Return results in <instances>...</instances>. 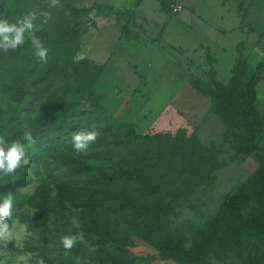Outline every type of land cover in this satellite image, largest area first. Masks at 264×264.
<instances>
[{
    "label": "rangeland",
    "instance_id": "rangeland-1",
    "mask_svg": "<svg viewBox=\"0 0 264 264\" xmlns=\"http://www.w3.org/2000/svg\"><path fill=\"white\" fill-rule=\"evenodd\" d=\"M104 1L74 0L77 7H91ZM135 1L109 2L115 8L136 12L144 28L137 40L124 38L119 23L95 10L88 17L79 18L85 21L83 28L87 32L80 37V50L75 59L88 58L104 65L93 85L94 94L101 98L100 106L94 109L85 104V113L80 117L82 124L89 122L97 133L116 123L128 124L141 134L174 135L178 129H184L186 136L194 135L204 146L214 142L221 147L223 157L233 156L229 140L222 139L225 126L212 111L210 96L197 92L189 79L197 76L210 83L208 70L213 67L217 80L233 89L229 79L237 55L236 46L241 41L245 42L243 55L247 61L244 80L256 72L259 62L264 63V0H172L180 6L172 13L162 11L158 0H141L138 5ZM51 5L48 11L51 18L46 24L42 23L43 15L33 9L31 0H0V14L15 22L28 13H35L39 29L56 31L63 24V18L57 13V6ZM91 21H95L96 27ZM28 40L26 34L25 43L9 51L21 55L16 67L19 72L30 69L27 54L33 51ZM59 45L52 42L48 47ZM45 68L46 63H41L39 69ZM261 74L263 78L255 88V106L263 130L250 129L241 120L234 129L245 137L252 136L257 149L248 156L236 155L228 165L214 171L215 179L210 187L192 188L174 210L169 230L184 243L183 260L163 256L144 243L135 234L134 225L126 224L119 215L104 217L107 224L100 228L112 229L105 234L108 240L125 238L133 242L127 253L142 259L131 264H264V237L213 241L207 230L208 220L217 213L223 200L260 169L264 152V67ZM235 93L236 100L225 113L229 118L238 119L241 102ZM31 100L32 96L22 98L10 90L0 65V136L12 142L21 140L25 130H31L36 142L29 154L38 160L0 180V197L9 193L13 196L10 226L15 219L27 225L31 233L19 245L14 241L0 242V260L5 264H79L85 255L94 254L97 247L93 245L96 227L91 221L95 217L77 199L82 198V192L86 193L85 183L91 176L88 167L108 168L112 164L85 158L88 149L74 153L71 138L69 145L56 152L41 153L39 150L44 148L39 128L42 115L27 108ZM78 131L77 128L71 133ZM158 153L164 167L170 165L172 144L160 143ZM251 209H244V215ZM77 232L83 234V241L70 250L64 249L60 237ZM91 264L112 263L100 256Z\"/></svg>",
    "mask_w": 264,
    "mask_h": 264
},
{
    "label": "trees",
    "instance_id": "trees-1",
    "mask_svg": "<svg viewBox=\"0 0 264 264\" xmlns=\"http://www.w3.org/2000/svg\"><path fill=\"white\" fill-rule=\"evenodd\" d=\"M31 1L33 9L39 15L48 12L52 4V1L46 0ZM158 1L162 11L173 12L174 1ZM140 2L141 0H136L135 5ZM92 10L112 17L121 25L126 39L137 40L144 30L134 10L115 8L107 3L77 7L74 0H58L56 11L60 19L63 18V24L56 31L41 28L35 32L45 47L52 42L60 44L58 47H48V60L44 70L39 69L44 62H37L33 53L27 54L26 63L30 69L20 72L16 70L20 53L0 54L3 79L7 86L19 97L32 96L27 108L42 115L39 128L44 148L39 150L41 153L56 152L60 147L69 145L71 131L77 128L84 132L93 131L89 122L85 126L82 124L80 117L85 113V104H90L94 109L100 106L101 98L94 94L93 85L104 65L88 58L75 59L80 50V37L87 32L83 28L85 21L79 18L88 17ZM90 24L96 27L95 21ZM244 48V41L236 46L237 55L229 79L233 89L217 80L213 67L208 70L210 83L197 76L189 79L197 92L210 96L212 111L225 126L222 139L229 140L233 156L223 157L221 147L214 142L204 146L194 135L186 136L184 129H178L174 135L136 133L132 126L120 123L101 129L97 140L90 145L84 157L110 163L112 166L88 167L91 176L85 183L86 193L82 192V198L77 199L82 201L81 207L95 217L91 221L96 227L93 245L97 247L94 254L85 255L86 258L79 264H91L100 256H105L112 264H131L142 259L130 257L127 253L132 241L106 238V232L112 229L102 231L100 227L106 223L104 217L111 215H119L126 224L134 225L138 238L163 256L183 260L184 243L173 237L169 230L178 202L185 199L194 187H210L215 179L213 172L228 165L236 155L248 156L257 149L258 144L253 142L252 136L245 137L234 131L239 120L244 121L250 129L260 132L263 130L261 116L255 106V88L263 78L261 70L264 63L259 62L256 72L245 81L247 61L243 55ZM33 72L37 73L33 75ZM235 91L241 102L238 119L229 118L225 113L236 100ZM160 143L173 146L172 161L167 167H164L158 153ZM73 152L76 153L75 150ZM29 156L31 162L38 161L35 155ZM248 207L252 209L245 216L243 210ZM100 215L103 216L102 219ZM66 227L68 228V223ZM207 230L208 237L213 241H228L231 238L238 240L248 236L264 237V152L258 172L243 181L234 193L223 200L217 213L208 220ZM113 233L114 230L111 231Z\"/></svg>",
    "mask_w": 264,
    "mask_h": 264
},
{
    "label": "clouds",
    "instance_id": "clouds-1",
    "mask_svg": "<svg viewBox=\"0 0 264 264\" xmlns=\"http://www.w3.org/2000/svg\"><path fill=\"white\" fill-rule=\"evenodd\" d=\"M56 6H58V0H52L51 7ZM42 15V23H48L51 13L45 12ZM36 20L37 15L35 13H28L16 19L15 22H10L8 18L0 14V51L3 53H7L10 50L15 51L25 43L27 34L37 62L46 63L49 49L35 35V32L39 29ZM97 136L98 133L96 131L72 133L71 142L73 149L76 152L87 150L97 140ZM21 140L8 142L3 136H0V180H3L4 177L13 176L18 169H23L30 165L29 152L36 142L35 137L31 130H25ZM12 208L13 196L10 193L0 197V242L7 244L10 241H14L19 245L31 233L27 231V225L20 224L15 219H12L10 226L9 217L12 215ZM83 239V234L77 232L75 235L61 236L60 243L64 249L70 250L76 243L82 242ZM0 264H5V262L0 260Z\"/></svg>",
    "mask_w": 264,
    "mask_h": 264
},
{
    "label": "built area",
    "instance_id": "built-area-1",
    "mask_svg": "<svg viewBox=\"0 0 264 264\" xmlns=\"http://www.w3.org/2000/svg\"><path fill=\"white\" fill-rule=\"evenodd\" d=\"M179 9H180V6L177 5V4H175V5H174V8H173V11H177V10H179Z\"/></svg>",
    "mask_w": 264,
    "mask_h": 264
},
{
    "label": "crops",
    "instance_id": "crops-1",
    "mask_svg": "<svg viewBox=\"0 0 264 264\" xmlns=\"http://www.w3.org/2000/svg\"><path fill=\"white\" fill-rule=\"evenodd\" d=\"M110 0H106V1H104L105 3H107V4H110V5H112L113 7H115V5L113 4V3H111V2H109Z\"/></svg>",
    "mask_w": 264,
    "mask_h": 264
}]
</instances>
